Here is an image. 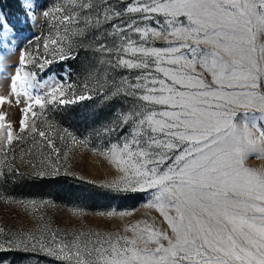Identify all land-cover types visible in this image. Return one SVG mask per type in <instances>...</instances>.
I'll return each instance as SVG.
<instances>
[{"label": "snow or ice", "instance_id": "1", "mask_svg": "<svg viewBox=\"0 0 264 264\" xmlns=\"http://www.w3.org/2000/svg\"><path fill=\"white\" fill-rule=\"evenodd\" d=\"M121 4L20 0L19 23L60 22L63 34L58 28L44 38L51 59L19 49L15 24L0 12V144L38 134L58 161L59 149L36 123L40 116L47 120L48 113L94 94L106 103L122 98L128 107L118 108L110 121L84 138L68 135L115 168L117 177L104 187L147 192L145 215L159 213L167 229L152 218L125 225L124 234L81 230L67 240L56 232L50 239L21 233L7 244L28 251L31 242L32 250L39 245L69 264H264V167L247 166L250 158L264 160V0ZM131 13L139 16L125 20ZM156 39L167 46H154ZM79 48L100 52V63L107 65L103 79L89 73L95 88L78 93L70 67L61 77L39 79L54 63L74 60ZM116 68L137 74L134 80L113 79L109 87L107 74ZM9 109L20 112L18 130ZM93 134L107 143L93 146ZM4 166L0 185L18 171L13 163L6 174ZM97 214L126 217L132 211Z\"/></svg>", "mask_w": 264, "mask_h": 264}, {"label": "rangeland", "instance_id": "2", "mask_svg": "<svg viewBox=\"0 0 264 264\" xmlns=\"http://www.w3.org/2000/svg\"><path fill=\"white\" fill-rule=\"evenodd\" d=\"M17 1L18 4H13L6 11L0 8V12L5 17L7 16L10 23L15 24L18 29L16 31L17 40L13 43H18L21 50L26 48L33 55L40 57L47 55L51 59V53H45L43 48L44 38L49 35L55 36L58 28L63 34L60 22L55 19H49L46 22L43 18H38L35 22H29L27 26L19 23L18 16L20 20H23V17L20 16V0ZM41 2L46 6L55 3L70 7V0H41ZM112 2L116 3V0H112ZM136 2L137 0H124V4ZM140 2H145V0H140ZM124 4L120 6L123 7ZM137 16H139L138 13H131L125 17V20ZM158 19L163 20V17L160 16ZM112 23H119V20L112 21ZM142 23L153 24L152 21ZM110 26V24L105 25L109 29ZM154 46L166 47L167 45L163 40L156 39ZM37 48L39 49L38 54ZM78 52L79 55L74 60L63 64L54 63L47 73L41 74L39 79L45 80L52 73H55L56 77H61L63 71L70 67V79L78 93L86 94L89 89L95 88L93 78L89 77V73H93L94 78L103 79L107 65L100 63L102 54L86 48H79ZM18 56L19 51L9 58V63L15 64ZM136 74V70L113 69L107 74L109 87H111L113 79L117 83L122 77L134 80ZM85 84L88 85V88L84 87ZM126 107L128 105L122 98L106 103L101 95L94 94L90 100L80 101L62 110L48 113L47 120L44 116H40L36 123L39 130L48 134V139L52 141L54 148L59 149L58 161L57 153L48 146V140L42 139L38 134L34 137L29 135L23 141H13L12 145H7L6 142L0 144V149H2L0 150V165H5L3 171L7 174L6 165L13 163L18 169L12 173L14 179L9 178L7 183L0 185V230H2L0 231V244L4 245V250L0 251V264H69L68 261L57 260L48 255L40 249L39 245L35 250H32L31 242L28 244V251H24L23 246L16 248L7 244L8 239L19 236L21 233L50 239L51 232H56L61 238L67 240L72 239L70 233L81 230L101 234L117 232L124 234L125 225L152 218H155L158 227L167 229V224L163 222L159 213L153 210L149 215H145L146 210L142 205L149 198L147 192H117L104 187L103 185L117 177L115 168L103 157L98 154L94 155L90 148L75 144L71 136L68 135L70 131L78 138H84L94 129L110 121L118 108ZM9 111L11 112L10 118L16 121L15 127L18 130L20 112L17 109H9ZM115 138V136L112 137L113 140ZM107 139V137H97L93 134L91 144L94 146L101 142L107 143ZM27 161H32L36 167L33 168L26 163ZM49 162H56V167H49ZM247 166L264 167V160L250 158L247 161ZM40 172L43 175H39ZM62 176L107 190L100 194L101 210H88L86 208L88 205L82 204V200L80 202L67 201L68 203H66V200L63 199L62 202L53 196L62 197L64 195L59 190L56 191L58 188L53 189V195H43L36 192V186L26 188L24 185L26 178L52 180ZM134 194H138L139 197H134ZM33 201L35 204L32 203ZM76 209H80L82 212L77 214L74 212ZM109 211H132V215L107 217L97 214Z\"/></svg>", "mask_w": 264, "mask_h": 264}, {"label": "trees", "instance_id": "3", "mask_svg": "<svg viewBox=\"0 0 264 264\" xmlns=\"http://www.w3.org/2000/svg\"><path fill=\"white\" fill-rule=\"evenodd\" d=\"M13 4H18L17 0H0V8L4 11L10 9ZM7 17V16H6ZM8 23H10L9 18H7ZM16 31L18 29L16 28ZM24 185L26 188H32L36 186V192L41 193L43 195H53V189L58 188L56 191H60L62 197L58 195H53L55 198L60 199L63 202V199L72 202H80L82 200V204L88 205L86 207L88 210H96L100 209V199L101 192L107 191L104 188L97 187L94 185L87 184L82 181H78L69 177H56L52 180L46 179H28L24 181ZM30 190V189H29ZM30 192V191H28ZM43 192V193H42ZM47 192V193H46ZM134 197H139L138 194H134ZM65 202V201H64Z\"/></svg>", "mask_w": 264, "mask_h": 264}]
</instances>
